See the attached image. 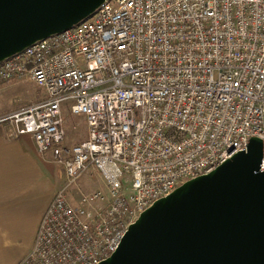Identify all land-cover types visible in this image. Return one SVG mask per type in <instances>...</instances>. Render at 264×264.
<instances>
[{
  "label": "built area",
  "instance_id": "built-area-1",
  "mask_svg": "<svg viewBox=\"0 0 264 264\" xmlns=\"http://www.w3.org/2000/svg\"><path fill=\"white\" fill-rule=\"evenodd\" d=\"M39 102L0 115L63 172L17 264H99L154 202L264 142V0H109L87 20L0 63ZM64 108L84 141L65 145ZM89 170L107 193L66 191Z\"/></svg>",
  "mask_w": 264,
  "mask_h": 264
},
{
  "label": "water",
  "instance_id": "water-1",
  "mask_svg": "<svg viewBox=\"0 0 264 264\" xmlns=\"http://www.w3.org/2000/svg\"><path fill=\"white\" fill-rule=\"evenodd\" d=\"M109 0H0V63ZM99 264H264V142L154 202Z\"/></svg>",
  "mask_w": 264,
  "mask_h": 264
},
{
  "label": "crops",
  "instance_id": "crops-1",
  "mask_svg": "<svg viewBox=\"0 0 264 264\" xmlns=\"http://www.w3.org/2000/svg\"><path fill=\"white\" fill-rule=\"evenodd\" d=\"M59 186L50 154H39L31 136L12 139L0 128V264H17L29 253Z\"/></svg>",
  "mask_w": 264,
  "mask_h": 264
},
{
  "label": "rangeland",
  "instance_id": "rangeland-1",
  "mask_svg": "<svg viewBox=\"0 0 264 264\" xmlns=\"http://www.w3.org/2000/svg\"><path fill=\"white\" fill-rule=\"evenodd\" d=\"M0 115L6 111L20 109L30 104L39 102L44 98L43 90L38 88L27 78L15 80L0 87ZM67 108H64V111ZM69 114V113H68ZM0 128L9 130L8 125H0ZM65 145L71 147L86 139V125L81 117L71 115L65 116ZM57 178L59 180V189L64 187V175L60 167H57ZM95 192L107 193V188L97 172L89 170L84 173L77 181V187L69 188L66 191L67 199L70 204L81 209V195H88Z\"/></svg>",
  "mask_w": 264,
  "mask_h": 264
}]
</instances>
